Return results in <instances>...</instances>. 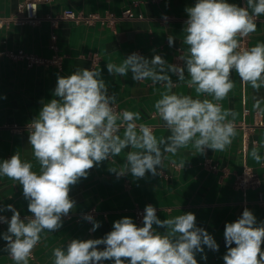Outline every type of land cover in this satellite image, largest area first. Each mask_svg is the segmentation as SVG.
Wrapping results in <instances>:
<instances>
[{
    "label": "clouds",
    "instance_id": "clouds-1",
    "mask_svg": "<svg viewBox=\"0 0 264 264\" xmlns=\"http://www.w3.org/2000/svg\"><path fill=\"white\" fill-rule=\"evenodd\" d=\"M185 11L188 19L183 42L187 49L179 57L182 65L169 64L158 54L148 59L135 52L119 65L106 64L110 75L131 73L133 81L163 85L166 91L154 108L170 135L157 138L150 126L137 123L139 112H118L116 96L109 94L102 71L77 69L57 78L56 98L42 102L38 117L28 125L29 144L40 171H33V164L22 160L19 153L0 162V176L22 185L32 214L22 219L13 205L0 208V212L13 213L10 220L0 215V223L8 225L0 237L14 264H29L41 233L62 227V217L75 205L69 197L70 186L87 178L89 170L100 162L130 149L124 165L110 171L117 177L131 173L143 178L146 173L160 174L165 154L175 156L189 145L198 153L205 149L223 152L231 145L237 134L236 113L219 102L235 86L233 72L254 90L264 86V43L243 47L240 42L256 31L257 18L264 16V0H245L243 6L227 0H197ZM168 42L172 46L174 37L169 35ZM181 82L194 90L195 98L172 91ZM260 106L261 100L255 99L253 107ZM250 155L256 163L264 159L255 142ZM84 219L92 223L91 232L101 226L92 215ZM154 225L164 231L158 232ZM224 238V264H264V222L258 224L249 209L236 221L226 223ZM205 247L219 250L213 236L196 226L194 213L161 220L149 204L144 209L143 226L123 217L104 237L72 239L66 246L54 248L52 255L53 264H198L196 255L203 254ZM201 259L207 256L201 255Z\"/></svg>",
    "mask_w": 264,
    "mask_h": 264
},
{
    "label": "crops",
    "instance_id": "crops-1",
    "mask_svg": "<svg viewBox=\"0 0 264 264\" xmlns=\"http://www.w3.org/2000/svg\"><path fill=\"white\" fill-rule=\"evenodd\" d=\"M27 0H0V15L19 14ZM197 0H38L40 16H56L64 10H74L85 15L105 16L113 13L121 16L131 10L134 17L117 20L111 25L99 21L92 25L62 20L55 29L45 22L41 26L11 25L0 29V162L19 153L24 161L33 164V171L40 166L34 159L29 144L30 122L38 117L43 103L54 96L57 78L67 77L77 69L95 68L102 71L109 94H115V108L139 112L141 120L153 129L157 138L170 135L163 121L156 114L155 101L166 89L151 80L133 81L127 76L110 75L106 64H121L128 55L139 53L151 59L161 55L169 64L182 65L179 57L186 51L184 28L188 19L186 8ZM243 6V0H227ZM257 29L249 35V47L264 43V16L257 18ZM58 36V55L62 58L59 68L55 65L28 68L23 62L13 61L1 52L24 50L44 58H51V35ZM174 37L169 46L168 36ZM174 82L177 77L172 76ZM234 88L220 101L225 109L236 113V136L223 152L205 149L203 153L189 145L175 156L165 154L159 175L146 173L143 178H135L128 173L117 177L111 168H120L126 162L125 149L120 156L100 162L89 170L87 178H81L70 186L69 197L75 201L74 208L62 217V227L52 233H41V241L34 248L29 264H53L52 250L63 247L72 239L87 240L104 237L113 228V223L123 217H130L135 223L136 208L145 209L151 204L157 209V216L163 220L184 213H194L196 226L204 228L219 245L218 251L205 247L203 254H197L198 264H224L227 252L224 230L226 223L236 221L247 208L257 219L264 222V205L259 198L264 197V159L256 163L250 153L254 146L264 158V86L259 91L244 84L238 74L232 73ZM173 92L196 97L193 89L185 82L178 83ZM204 98V97H201ZM210 98V97H209ZM211 99V98H210ZM255 99L261 100L260 109L253 107ZM43 102V103H42ZM248 110V112H246ZM231 119V117L229 118ZM16 126L21 129H17ZM122 135V130H121ZM246 141V149L244 148ZM184 166L181 167V164ZM210 166H215L212 170ZM245 167L252 169L255 183L245 191L237 188V175ZM8 204L20 212L21 218L31 216L28 201L24 198L23 187L17 181L0 176V208ZM96 210L94 219L100 227L91 232L92 223L78 217ZM11 211L0 212L9 220ZM158 232L164 229L156 228ZM8 225L0 223V234ZM6 242L0 237V264H14L7 254ZM235 246L234 244L232 245ZM103 245L99 246L102 250ZM264 250V245H262ZM206 255L207 259H201ZM102 264H114L104 261Z\"/></svg>",
    "mask_w": 264,
    "mask_h": 264
},
{
    "label": "built area",
    "instance_id": "built-area-1",
    "mask_svg": "<svg viewBox=\"0 0 264 264\" xmlns=\"http://www.w3.org/2000/svg\"><path fill=\"white\" fill-rule=\"evenodd\" d=\"M243 2H245V0H243ZM133 17L134 15L131 10H125L124 12H122L121 16H116L113 13H108L105 16H99L96 14L85 15L82 12H77L74 10H64L62 13L56 16H53L51 14L40 16L38 13V0H27L23 3L19 14L11 15V16L0 15V29L11 26L13 24L21 25V26L28 25L32 27H38L45 22L49 23L52 29H55L58 26V23L62 20H68L75 23H84L87 25H92L95 22L99 21L102 25H111L114 24L119 19L133 18ZM51 40L52 41L50 44V48L54 52V55L51 58H44L33 53L25 52L24 50H19L17 52L5 50L1 52V55H5L13 61L23 62L28 68H32L35 66H47V65H55L60 68L62 64V58L58 55V45H57L58 36L55 33H52ZM240 42L243 47H249V36L240 38ZM246 112H248V110ZM16 128L21 129L18 126H16ZM244 148L246 149V141ZM209 167L212 170H216L215 166L209 165ZM254 183H255V175L252 169L249 167H245L243 172L237 175L235 182L237 188L243 191L248 189ZM258 203L264 205V197H260ZM134 213H135V224L138 227L143 226L144 209L136 208L134 210ZM86 215H92L93 217H95L97 215V212L96 210H91L86 214H83L82 216L78 217L77 220L80 221L84 219Z\"/></svg>",
    "mask_w": 264,
    "mask_h": 264
}]
</instances>
